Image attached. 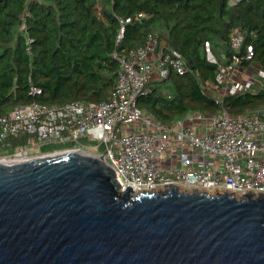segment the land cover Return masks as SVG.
Wrapping results in <instances>:
<instances>
[{"label":"water","instance_id":"obj_1","mask_svg":"<svg viewBox=\"0 0 264 264\" xmlns=\"http://www.w3.org/2000/svg\"><path fill=\"white\" fill-rule=\"evenodd\" d=\"M104 157L0 162V264H264V195L133 194Z\"/></svg>","mask_w":264,"mask_h":264},{"label":"built area","instance_id":"obj_2","mask_svg":"<svg viewBox=\"0 0 264 264\" xmlns=\"http://www.w3.org/2000/svg\"><path fill=\"white\" fill-rule=\"evenodd\" d=\"M144 16L148 15L139 12L135 17ZM119 21L116 43L130 18ZM229 45L235 51L230 62L219 64L205 42L207 59L217 64V90L207 92L220 104L216 113L194 111L165 123L136 104L148 82L165 78L169 71L183 74L186 69L177 49L148 33L129 53L112 52L118 69L107 99H73L61 105L33 99L1 113L0 160L29 158L35 144L54 146L48 150L51 154L99 144L102 152L92 153L101 154L117 174L120 190L128 185L133 194L154 192L170 184L209 193L264 195V111L235 114L222 104L224 95L262 86L264 69L258 67L252 75L240 77L245 70L241 61L253 58L252 45L239 28L230 33ZM41 92L30 86V94ZM93 141L98 143L92 145Z\"/></svg>","mask_w":264,"mask_h":264},{"label":"trees","instance_id":"obj_3","mask_svg":"<svg viewBox=\"0 0 264 264\" xmlns=\"http://www.w3.org/2000/svg\"><path fill=\"white\" fill-rule=\"evenodd\" d=\"M139 12L148 16L136 18ZM128 17L116 43L119 19ZM158 22L163 34L154 32ZM236 28L264 69V0H0V114L33 99L51 105L107 99L118 69L112 52L129 53L148 33L177 49L186 69L148 82L136 104L165 123L191 108L216 113L220 104L203 90L214 84L217 69L206 57L205 42L218 63L227 64ZM31 85L41 94H30ZM222 104L235 114L260 107L264 84L224 95Z\"/></svg>","mask_w":264,"mask_h":264},{"label":"rangeland","instance_id":"obj_4","mask_svg":"<svg viewBox=\"0 0 264 264\" xmlns=\"http://www.w3.org/2000/svg\"><path fill=\"white\" fill-rule=\"evenodd\" d=\"M162 24H163L162 22L156 23L157 26L154 28V32H157L158 34H163V32H164L165 29H164V26ZM258 67H261V66L255 61L254 55H253L252 60L248 61L245 65H243V68L245 70H244V72H242V74L240 75V77L245 78L248 75L249 76L252 75V73H254L255 69L258 68ZM258 85H260V84H258ZM258 85L251 87V89L252 90L253 89L255 90V89L259 88ZM203 90L205 92H208V90H212L213 92H216L217 88L214 87V84L213 83L212 84L209 83V84H205L204 85ZM194 111L195 110L191 108L190 110H188V113H186V114H190V113H192ZM263 111H264V105H262L260 107L253 108V109H251L249 111H246V113H252V112L257 113V112H263ZM97 143H98V141H93L92 142V145H96ZM48 146H50L51 148L54 147L52 145H48ZM85 149H87V150H85ZM80 152H84V153L98 152V153H100V152H102V148L98 144L96 147H93V148L92 147L91 148H84V150H80ZM48 155H51V152H49L47 150L45 151V150H43V146H39V145L35 144L33 146L32 150H31L29 156L30 157H32V156L42 157V156H48ZM181 190H185V188H183ZM185 191H187V190H185Z\"/></svg>","mask_w":264,"mask_h":264},{"label":"bare ground","instance_id":"obj_5","mask_svg":"<svg viewBox=\"0 0 264 264\" xmlns=\"http://www.w3.org/2000/svg\"><path fill=\"white\" fill-rule=\"evenodd\" d=\"M79 152H80V150H78ZM88 152V151H87ZM81 153H83L84 154V152H81ZM91 153V152H90ZM53 154H55V153H52L51 155H53ZM85 154H88V153H85ZM23 160H26V157H16V158H11V159H9V160H0L1 161V163H3V164H14V163H18V162H21V161H23ZM188 191V190H187Z\"/></svg>","mask_w":264,"mask_h":264},{"label":"flooded vegetation","instance_id":"obj_6","mask_svg":"<svg viewBox=\"0 0 264 264\" xmlns=\"http://www.w3.org/2000/svg\"><path fill=\"white\" fill-rule=\"evenodd\" d=\"M11 159V158H10ZM26 159H28V157H26ZM2 160H4V159H2ZM6 160V159H5ZM7 160H9V159H7ZM1 162V161H0Z\"/></svg>","mask_w":264,"mask_h":264}]
</instances>
